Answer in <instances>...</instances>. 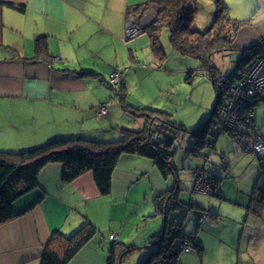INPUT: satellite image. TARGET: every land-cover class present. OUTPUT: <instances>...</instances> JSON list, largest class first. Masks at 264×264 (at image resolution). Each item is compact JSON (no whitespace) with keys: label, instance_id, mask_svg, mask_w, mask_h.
<instances>
[{"label":"crops","instance_id":"0c3cea01","mask_svg":"<svg viewBox=\"0 0 264 264\" xmlns=\"http://www.w3.org/2000/svg\"><path fill=\"white\" fill-rule=\"evenodd\" d=\"M0 1L13 6L1 11L0 151L32 152L77 137L119 139L121 132L113 128L106 107L112 87L105 74L118 72L126 55L135 58L137 38L144 33L125 38L127 13L146 0ZM229 1V14L244 21L235 35V45L250 47L264 35V0ZM141 12L133 14L142 30L153 15ZM39 37L46 40L47 59L34 58ZM237 53L238 60L242 53ZM82 71L97 77L81 76ZM99 105L107 108L105 116L98 114ZM253 113L254 126L264 137V103ZM63 170L60 163L47 164L38 173L37 185L13 203V211L19 216L0 225V264H39L54 232L70 235L85 220L95 226V234L68 264H106L112 244L108 236L114 234L118 244L135 245L128 244L129 237L124 234L132 217L141 216L137 208L142 205L143 216L142 212L152 210L157 196L174 187L173 179L162 177L151 159L133 154L119 157L107 195L99 192L91 172L64 183ZM262 181L261 186L255 183L250 205H241L247 215L260 216ZM165 223L162 216L157 233ZM196 238L202 244L198 235ZM63 246L59 240L52 247L60 252Z\"/></svg>","mask_w":264,"mask_h":264},{"label":"rangeland","instance_id":"374dc122","mask_svg":"<svg viewBox=\"0 0 264 264\" xmlns=\"http://www.w3.org/2000/svg\"><path fill=\"white\" fill-rule=\"evenodd\" d=\"M225 1L229 7L230 1ZM196 3L197 9L192 28L203 31L212 22L214 3L213 0H196ZM146 12H150L149 16L153 15L154 18L156 8L148 7ZM229 16L232 18L231 14ZM129 19L137 23L135 14L132 13ZM137 43L133 60L128 55L123 58L124 53L118 54L124 61L118 68L120 78L115 79L119 83L112 87L110 96L105 102L108 112H111L113 128L119 129L120 132L121 129L135 130L140 129L145 121L146 124L149 121L150 134L160 131L165 136L172 137V144L179 147L178 150L173 149V145L171 147L174 154L171 164L179 177L178 197L187 206L191 202L196 203L205 211H202L201 216L191 213L193 209H189L187 214L170 213L169 223L174 216L173 221L181 223L179 229L185 230L184 237L189 235L192 241L198 235L204 246L200 260L190 240H185L184 251L179 254L178 264H264V200L262 211L259 212L260 216L254 213L247 215L241 206L250 205L255 183L257 182L258 186L263 184L264 150L256 152L253 149L255 139L253 133L257 132L259 135L261 133L253 126L252 114L256 106L264 103V93L261 99L247 108L243 101L240 113L245 111L244 118L237 121L236 115L240 105L231 103L237 96L243 97L244 94L253 93L252 86H247L242 91L239 87L243 81L248 80L247 70L254 60L262 58L264 61V44L259 45L260 52L238 70L239 78H230L228 75L222 79L215 77V80L223 84L224 82L231 84L229 91H224L222 88L218 89L216 84L213 86L211 82L213 76H210L204 67H199L198 60L182 56L171 47L167 28L162 29L158 36V43L163 52L161 59L153 52L150 39L145 33L137 38ZM125 51L128 52L127 48ZM237 52L225 51L222 52L224 54H216L212 61L214 67L209 70L216 73L219 72L217 69L222 72L228 71L239 60H237L239 57ZM111 60L115 63L116 57L113 56ZM262 63L261 68L264 70V62ZM191 71L193 74L189 77ZM88 75L89 78L97 77L92 73ZM109 77L110 73H106V80ZM233 84H236L238 90L234 89ZM108 85L111 86L109 82ZM231 105L235 107L234 110L230 108ZM138 106L146 107L148 110L139 111ZM215 106L217 117L213 118L215 121L205 134L213 144L212 148L208 143H204L197 148V152L193 153L190 151L192 144L190 133L169 127L166 120L181 124L192 132L208 118ZM107 108L98 109V114L105 116ZM141 111L149 114L153 119L150 121L146 116H140ZM158 115L163 117L155 118ZM234 123H237L235 133L220 129L223 125L234 126ZM152 124L156 126L155 129L150 128ZM241 142L250 147L247 148ZM214 185L215 189L218 185L222 197L212 194ZM143 209L142 205L137 208L141 216H133L125 226L124 237L128 236V244L134 243L136 249L120 264L140 263L151 249L145 243L146 240L157 234L160 229L162 216L155 213L154 206L152 210L142 212V216L140 210ZM216 212L218 214L209 215ZM161 260H164L163 257L155 258L150 264H161Z\"/></svg>","mask_w":264,"mask_h":264},{"label":"trees","instance_id":"16d2710c","mask_svg":"<svg viewBox=\"0 0 264 264\" xmlns=\"http://www.w3.org/2000/svg\"><path fill=\"white\" fill-rule=\"evenodd\" d=\"M213 3L212 22L203 31L192 28L197 9L196 0H146L143 4L129 8L127 15L137 10L144 12L148 7L156 8L152 22L143 27L142 32L149 37L152 50L160 59L163 52L158 43V36L162 29L167 28L171 47L182 56L198 60L199 67L213 66V57L225 51L241 52L240 67L245 66L255 54L260 52L259 45L263 46L264 37L250 47L238 48L235 45V35L244 21L232 19L229 16V7L225 0H213ZM5 6L13 7L11 4L0 1V45L3 28L1 11ZM48 57L46 40L42 37L37 38L34 58L47 59ZM90 73L82 71L79 74L85 76ZM137 109L139 111L140 109L148 110L139 107ZM215 110L213 108L211 118L203 121L192 132L186 130L181 124L169 119L166 121L169 127L190 133L192 147L193 145L200 146L209 142L205 134L208 131V125L214 122ZM141 112L140 116H146L150 121L153 119L149 114ZM162 117V115L155 116L160 119ZM148 122L142 130L121 129L119 139L113 141L77 137L65 142L56 141L32 152L0 151V225L19 216L13 211V203L37 185L38 173L47 164L60 163L63 165L62 181L64 183H69L80 175L91 172L99 192L107 195L111 190V177L119 157L123 154L138 155L151 159L162 177H171L174 180L173 189L162 193L154 200L155 213L163 216L166 223L157 234L146 240L145 243L151 249L138 264H150L153 259L161 257L164 259L161 260L163 264H178L179 254L184 251L185 240H190V236L184 237L185 230L179 229L181 223H175L174 216L172 221L168 222L170 213L187 214L189 209H193L191 213L201 216L205 209L192 202L187 206L179 199V177L171 164V158L174 155L171 151L172 141L166 137L160 142L153 143ZM192 152L195 153V151ZM216 190H214L215 195L221 197ZM211 214L217 213L209 215ZM95 231V226L85 220L70 235L54 232L42 251L39 264H68L79 249L95 234ZM57 240L64 245L60 252L52 247L54 244L57 245ZM189 242L201 258L204 246L196 237ZM135 249V245L118 244L113 241L108 250L106 264H120Z\"/></svg>","mask_w":264,"mask_h":264},{"label":"bare ground","instance_id":"6f19581e","mask_svg":"<svg viewBox=\"0 0 264 264\" xmlns=\"http://www.w3.org/2000/svg\"><path fill=\"white\" fill-rule=\"evenodd\" d=\"M143 12V11H142ZM141 12V13H142ZM140 16H142V15H140ZM130 18V16L128 15L127 16V19H126V24H125V38L126 39H129V38H132V37H134V36H136L139 32H141L142 30H141V28L139 27V25L137 24V23H135L133 20H130L129 19ZM152 22V21H151ZM150 22V23H151ZM131 25V26H135V27H137V29H138V32L136 33V34H134L133 36H127L126 35V29H127V26L128 25ZM221 53H219V55H220ZM222 54H224V53H222ZM214 66H211V67H204V69H206L207 70V72L208 73H210V76L212 75L213 76V78L214 79H212L211 80V82H212V84H213V86L216 84V87L219 89V88H222L224 91H229V88H230V86H231V84L230 83H225L224 82V84L222 83V82H220V81H218V80H215V77H218V78H220V79H222V78H225L227 75H228V77H236V78H239V74H238V69H240L241 67H240V59L236 62V63H234L233 64V66H232V68L230 69V70H228V71H226V72H222L221 70H219V69H217L219 72H215V71H213L212 70V72L209 70V69H212ZM208 68V69H207ZM114 73V72H113ZM119 73V72H118ZM112 74V73H111ZM110 74V75H111ZM193 74V71H191L190 72V74H189V77H191V75ZM260 81H258L257 83H255V88H256V92H257V94H256V92L255 93H253L252 95H246V94H244L243 95V97H240L239 96V98H238V101H244L245 102V104H246V108L249 106V105H252L253 103H255L258 99H261L260 98V96L259 95H261L262 93H264V80H261V79H259ZM216 81V82H215ZM118 85V84H117ZM114 86H116V85H114ZM247 86V84L245 83L244 84V86L242 87V86H240L239 87V90L240 91H242L245 87ZM111 87H113V85H111ZM233 87H234V89L235 90H238V88L236 87V84H233ZM220 98L221 97H219L218 98V100H220ZM215 104V103H214ZM239 104V103H238ZM216 110H215V116L217 117V108H216V106L214 107ZM230 108L232 109V110H234L235 109V107L233 106V105H231L230 106ZM212 111L213 110H211V112H210V115L208 116V118H211V113H212ZM244 112L245 111H243V112H241V113H238L237 115H236V121L238 120V119H243L244 118ZM208 118H207V120H208ZM215 121V120H214ZM252 122H254V113H253V117H252ZM213 123H211L210 125H208L209 127L212 125ZM236 125H237V123H234V126L233 125H230V126H227V125H223L222 126V128H220V129H223V130H230V131H232V133H235V132H237V129H236ZM226 126H227V129H225L226 128ZM253 126H254V123H253ZM254 128H255V126H254ZM256 129V128H255ZM257 130V129H256ZM243 134H244V130L242 131V133H241V135L243 136ZM262 135V134H261ZM263 136V135H262ZM166 137H168V136H165L164 138H166ZM170 138V137H169ZM264 138V137H263ZM171 139V141H172V137L170 138ZM178 143V142H177ZM207 143H208V145H211V148H212V144L210 143V142H208L207 141ZM242 144H244L243 142H241ZM173 145V144H172ZM191 146V145H190ZM192 147V146H191ZM190 147V148H191ZM199 147V145H193V147L190 149V151H195V152H197V148ZM173 149H175V150H178L179 149V147H178V145H173ZM199 154H201V151H199ZM202 154H204V153H202ZM215 184V183H214ZM214 190H215V185H214V188H213ZM214 195H215V192H214Z\"/></svg>","mask_w":264,"mask_h":264},{"label":"built area","instance_id":"2783aa9c","mask_svg":"<svg viewBox=\"0 0 264 264\" xmlns=\"http://www.w3.org/2000/svg\"><path fill=\"white\" fill-rule=\"evenodd\" d=\"M138 32V29L137 27L135 26H131L130 24L127 26V29H126V35L127 36H133L134 34H136ZM264 61H262V58H256L252 64V66L249 68V70H247V76L249 75L248 77V80L247 81H243L242 82V87L244 86V84L246 83L247 86H252L253 87V93L256 92V88H255V83H257L258 81H260L259 79L261 80H264V76H263V69L261 68V65H263ZM261 68V69H260ZM120 78V73L118 72H114L110 75L109 79H108V82L111 84V85H117L119 82H116L115 79L116 78ZM246 86V87H247ZM245 87V89H246ZM252 93V94H253ZM251 94V95H252ZM257 94V92H256ZM238 95V94H237ZM258 95V94H257ZM263 93L261 95H259L260 97H262ZM241 97V96H240ZM238 98L239 96L236 97L235 100H233V104H237V105H240V108L237 110V114L240 113L241 111V108H242V104H243V101H238ZM239 103V104H238ZM101 108H106L104 105H99L98 106V109H101ZM252 117H253V114H252ZM155 125L152 124L150 128L152 129H155ZM252 132V131H251ZM253 133V132H252ZM255 139L253 141L254 145H253V149L256 151V152H260L262 150H264V138L259 135L257 132L253 133ZM151 136V140L152 142L154 143H157L158 141L160 142L162 140V138L165 137V134L158 131V132H153L152 134H150ZM252 136V135H251ZM250 136V138H251ZM157 138V139H155ZM173 139V138H172ZM244 145H246L247 148H249L250 146L246 143H244ZM108 239L110 241H115L116 240V236L114 234H110L108 236Z\"/></svg>","mask_w":264,"mask_h":264}]
</instances>
